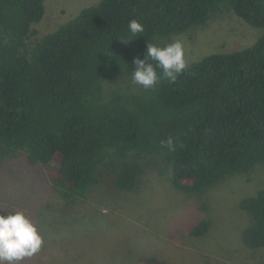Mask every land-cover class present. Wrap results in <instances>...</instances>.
<instances>
[{
    "label": "trees",
    "instance_id": "16d2710c",
    "mask_svg": "<svg viewBox=\"0 0 264 264\" xmlns=\"http://www.w3.org/2000/svg\"><path fill=\"white\" fill-rule=\"evenodd\" d=\"M45 1L0 0V159L57 164L51 179L68 207L103 186L134 192L148 168L198 199L264 169V0H100L37 37ZM227 15L262 30L251 46L189 63L175 83H132L147 44L164 47ZM133 19L144 28L135 37ZM169 137L175 151L161 146ZM239 209L242 245L264 250V189ZM208 229L201 220L189 234Z\"/></svg>",
    "mask_w": 264,
    "mask_h": 264
},
{
    "label": "rangeland",
    "instance_id": "374dc122",
    "mask_svg": "<svg viewBox=\"0 0 264 264\" xmlns=\"http://www.w3.org/2000/svg\"><path fill=\"white\" fill-rule=\"evenodd\" d=\"M100 0H46L37 37L56 31ZM261 29L234 15L209 22L180 37L187 65L213 53L251 46ZM58 168L26 165L23 159H0V208L21 211L44 239L41 250L21 264H139L157 257L171 264H264V250L250 251L241 242L248 220L239 202L264 189V169L217 185L203 199L180 195L168 177L148 168L134 192L102 187L68 207L51 175ZM205 205V209L203 208ZM209 222L200 238L190 230Z\"/></svg>",
    "mask_w": 264,
    "mask_h": 264
},
{
    "label": "clouds",
    "instance_id": "9594fccd",
    "mask_svg": "<svg viewBox=\"0 0 264 264\" xmlns=\"http://www.w3.org/2000/svg\"><path fill=\"white\" fill-rule=\"evenodd\" d=\"M128 29L132 37L144 31L135 19L129 22ZM133 66L131 81L145 90L154 89L161 80L175 83L187 68L183 44L179 40L164 47L147 44L144 59L135 58ZM161 146L169 151L176 147L171 137L161 141ZM43 244L38 228L23 212L0 214V264H21L37 254Z\"/></svg>",
    "mask_w": 264,
    "mask_h": 264
}]
</instances>
